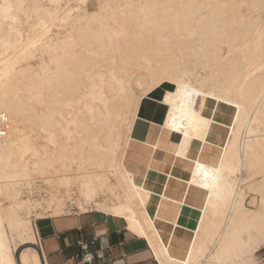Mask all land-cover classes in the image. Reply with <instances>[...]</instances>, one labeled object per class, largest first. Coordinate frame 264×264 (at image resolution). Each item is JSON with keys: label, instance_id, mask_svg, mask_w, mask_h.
<instances>
[{"label": "bare ground", "instance_id": "bare-ground-1", "mask_svg": "<svg viewBox=\"0 0 264 264\" xmlns=\"http://www.w3.org/2000/svg\"><path fill=\"white\" fill-rule=\"evenodd\" d=\"M44 1L0 0V264H43L37 223L73 204L123 219L159 264H262L264 0ZM165 85L179 156L223 150L190 162L206 200L183 257L126 165L141 104Z\"/></svg>", "mask_w": 264, "mask_h": 264}, {"label": "crops", "instance_id": "crops-1", "mask_svg": "<svg viewBox=\"0 0 264 264\" xmlns=\"http://www.w3.org/2000/svg\"><path fill=\"white\" fill-rule=\"evenodd\" d=\"M172 89L165 85L142 102L126 165L139 179H145L146 189L152 191L148 210L160 217L157 226L164 241L171 244L172 255L183 257L206 200L205 191L187 184L190 162L199 160L216 166L223 150L216 143L201 149L194 145L187 159L179 156L182 137L162 129L168 109L161 101ZM222 116V121L228 122L225 113ZM213 134L214 140L217 135L225 136L219 128ZM37 225L47 264H71L73 257L83 254L82 243L89 244V253L101 257L92 264H159L148 240L112 215L98 211L74 213L41 219Z\"/></svg>", "mask_w": 264, "mask_h": 264}, {"label": "built area", "instance_id": "built-area-1", "mask_svg": "<svg viewBox=\"0 0 264 264\" xmlns=\"http://www.w3.org/2000/svg\"><path fill=\"white\" fill-rule=\"evenodd\" d=\"M94 242L95 241H93L91 244H94ZM80 247L82 249L83 254L82 255H76L75 257H73L71 264H92L96 257L98 259L101 258L99 253H97L96 255H93L92 253L88 252L89 244L82 243V244H80ZM36 249L38 250V252L42 256L43 264H47L41 242L39 243V245H36Z\"/></svg>", "mask_w": 264, "mask_h": 264}, {"label": "rangeland", "instance_id": "rangeland-1", "mask_svg": "<svg viewBox=\"0 0 264 264\" xmlns=\"http://www.w3.org/2000/svg\"><path fill=\"white\" fill-rule=\"evenodd\" d=\"M48 1L46 0V2L44 1V3L46 4ZM90 8H93V7H91V5L89 6ZM172 88L174 89V87L172 86ZM172 89V90H173ZM220 111H219V113H218V117L220 116L221 118H220V120L218 119V117L216 118L217 119V121L218 122H221V123H223V124H226V125H228V124H230V122H231V119H232V116H233V114H234V112H233V110L232 109H230L228 106H221V108L219 109ZM225 113V115L228 117L227 119H228V122H223L222 121V118H223V114ZM219 129H221V128H219ZM225 133V132H224ZM226 134V133H225ZM34 192V197L36 198H38V194L36 193V191H33ZM71 210H72V213H71V215L72 214H74V213H84V212H82V211H80L79 209H78V207H77V205L76 204H73V205H71ZM92 211H98L97 209H95L94 208V210H92V209H90L89 211H87V212H92ZM34 248H36V246H33ZM18 255H19V253H18ZM262 258H264V252H260V254H259ZM262 264H264V261H263V263Z\"/></svg>", "mask_w": 264, "mask_h": 264}, {"label": "trees", "instance_id": "trees-1", "mask_svg": "<svg viewBox=\"0 0 264 264\" xmlns=\"http://www.w3.org/2000/svg\"><path fill=\"white\" fill-rule=\"evenodd\" d=\"M262 252H264V250Z\"/></svg>", "mask_w": 264, "mask_h": 264}]
</instances>
